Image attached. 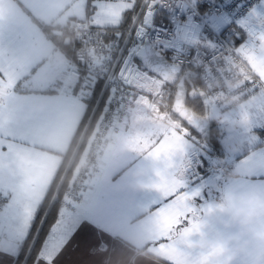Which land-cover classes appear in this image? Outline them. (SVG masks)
<instances>
[{
	"label": "crops",
	"instance_id": "crops-1",
	"mask_svg": "<svg viewBox=\"0 0 264 264\" xmlns=\"http://www.w3.org/2000/svg\"><path fill=\"white\" fill-rule=\"evenodd\" d=\"M121 6L130 11L134 0ZM84 8L85 0H0V192L8 198L0 264H15L87 111L67 78L68 51L44 30L85 19ZM262 14L264 2L247 16L254 35L241 47L264 82ZM145 122L132 117L80 211L61 210L34 264H250L264 250V93L223 112L231 150L215 169L203 156L209 148ZM227 191L256 200L251 224L226 226Z\"/></svg>",
	"mask_w": 264,
	"mask_h": 264
},
{
	"label": "built area",
	"instance_id": "built-area-1",
	"mask_svg": "<svg viewBox=\"0 0 264 264\" xmlns=\"http://www.w3.org/2000/svg\"><path fill=\"white\" fill-rule=\"evenodd\" d=\"M264 0H145L144 26L138 29L139 41L132 50L128 42L136 23L125 36L116 37L86 19L73 20L72 33L78 47L68 79L100 95L94 128L76 164L66 189L52 202L78 213L84 192L103 165L116 139L130 125L137 108L135 86L143 82H165L150 76L137 61L136 54L145 41L159 57L199 74L201 90L207 92L212 106L222 112L239 109L251 98L264 93V82L242 50V39L254 35L246 20ZM152 3L151 7H148ZM83 138L71 159H75ZM8 202L0 192V224ZM4 236L0 235V242Z\"/></svg>",
	"mask_w": 264,
	"mask_h": 264
},
{
	"label": "trees",
	"instance_id": "trees-1",
	"mask_svg": "<svg viewBox=\"0 0 264 264\" xmlns=\"http://www.w3.org/2000/svg\"><path fill=\"white\" fill-rule=\"evenodd\" d=\"M101 1L104 0H85L84 16L87 21L91 20L97 14L98 4ZM144 2L145 0H134V7L130 11H124L121 17L122 19L118 25L105 27L107 31L112 33L113 37H116L117 35L123 38L125 36V31L130 30L132 26L136 23V27L133 29L128 42V50H132V48H134L136 44H138V39L140 36L138 33V29L144 26V17L146 10L144 9L141 12ZM151 6L152 3L148 5V7ZM72 21L73 20L71 19L69 23L63 27H44L48 38L59 47L64 48L68 51V56L70 58L71 63L74 62L75 53L78 47V43L76 42L74 34L72 33ZM243 40H245V37H243L242 41ZM143 70L145 69L143 68ZM196 87L201 88L200 82L196 84ZM134 89L136 92V96L138 97V94H140L138 90L141 88L135 86ZM73 90L78 91L79 94L81 93V90H83V93L81 94L83 100L87 105V111L80 125L79 131L77 132V135L73 140L71 149L64 158L60 171L56 179L52 183L45 201L41 205H39L35 215L33 216L32 221L29 224L27 234L19 247L15 264H34L36 262L40 249L48 233L50 232L52 227L57 223L60 216V212L62 210L58 202H52L53 198L58 190V199L62 196L70 179L72 178L74 168L82 155L85 143L94 128L98 114V111L94 113V110L100 95L99 88H94L91 91H87L82 89L79 83H76V85L73 87ZM142 94H145V92H143ZM151 96L152 95H150L148 99L154 100L155 108L158 109V112L162 116L177 123L178 128L183 132L185 131V133L190 138L195 139L196 141L200 142L201 145H204L209 148V155L218 158L219 161L223 159L225 153L221 144L223 136L221 134L219 121L213 120L211 141L210 143H208L205 136L196 135L184 123H182L171 113V107L175 96V86L165 83V91L163 92V94H160L159 97H155V99ZM187 105L196 113L201 115L204 114V108L200 102H188ZM82 138V145L75 159L72 162L71 159ZM228 174H230V172H226V175Z\"/></svg>",
	"mask_w": 264,
	"mask_h": 264
},
{
	"label": "water",
	"instance_id": "water-1",
	"mask_svg": "<svg viewBox=\"0 0 264 264\" xmlns=\"http://www.w3.org/2000/svg\"><path fill=\"white\" fill-rule=\"evenodd\" d=\"M136 59L151 75L175 86L171 113L196 135L205 136L210 143L213 124L210 109L213 106L207 92L198 89L193 83V80L199 79V74L193 70L184 69L165 57L157 56L148 41L140 47ZM188 102H200L204 108V114L196 113L187 105Z\"/></svg>",
	"mask_w": 264,
	"mask_h": 264
},
{
	"label": "rangeland",
	"instance_id": "rangeland-1",
	"mask_svg": "<svg viewBox=\"0 0 264 264\" xmlns=\"http://www.w3.org/2000/svg\"><path fill=\"white\" fill-rule=\"evenodd\" d=\"M128 7L131 4V0H104L101 1L98 4V11L97 14L91 19L89 20L90 23H93L94 25H104L105 27L107 26H112V25H118L119 22L121 21V17H122V12L119 10L123 5ZM134 6H131L130 8H133ZM262 16L264 17V14H262ZM246 20H248V18H246ZM71 67V65H70ZM70 69V68H69ZM145 71L152 77H155L154 75H151L146 69ZM157 83H149V82H143L142 85L139 87L141 89H139V93L138 97H137V108L135 110V112L133 113L132 117L134 115H138L139 117H141V121L145 122V123H149V129H154V127H156L155 129H159L162 133L167 131V129H173V130H177L178 128V124L175 123L174 121L165 118L164 116H162L159 112L158 109L155 108L154 105V100H149L148 98L150 97V95H152L151 97H159L160 94H163V92L165 91V83L163 84L162 88H158ZM143 92H145V94H142ZM147 93V94H146ZM132 117L130 119V122L132 120ZM210 118L211 120L214 121H220L223 118V112L216 109L215 107H212L210 109ZM226 119V118H225ZM228 122V120H226V123ZM144 124V123H143ZM223 130L226 128H228L226 125H220ZM181 131V130H178ZM182 132V131H181ZM229 131H225L226 133V137L223 138L222 140V147L224 151H228L231 150V146L228 144L227 140H229L231 134L228 133ZM183 133V132H182ZM185 133V131H184ZM246 136L248 137V133L246 134ZM231 143V142H230ZM234 141V145H235ZM230 147V148H229ZM228 149V150H227ZM110 153V152H109ZM231 153H229L230 155ZM203 156L205 159H208V161L210 162L211 165H213V169L217 168L218 165L222 164V160H218V158L214 157V156H209L207 153H203ZM230 157L232 158V155H230ZM226 163V162H224ZM218 174H221L218 172ZM221 177V176H218ZM213 177H211L210 179V183L213 181ZM89 186V185H88ZM88 188V187H87Z\"/></svg>",
	"mask_w": 264,
	"mask_h": 264
},
{
	"label": "clouds",
	"instance_id": "clouds-1",
	"mask_svg": "<svg viewBox=\"0 0 264 264\" xmlns=\"http://www.w3.org/2000/svg\"><path fill=\"white\" fill-rule=\"evenodd\" d=\"M256 200L247 194H238L234 191H227L223 194L220 209L223 214L228 217L226 226L230 227L233 223H239L247 226L256 218L257 209L255 207ZM225 250L228 249V241H222ZM237 252L239 250H236ZM250 264H264V250L254 255Z\"/></svg>",
	"mask_w": 264,
	"mask_h": 264
},
{
	"label": "flooded vegetation",
	"instance_id": "flooded-vegetation-1",
	"mask_svg": "<svg viewBox=\"0 0 264 264\" xmlns=\"http://www.w3.org/2000/svg\"><path fill=\"white\" fill-rule=\"evenodd\" d=\"M193 83L196 85L197 83H199V79L193 80Z\"/></svg>",
	"mask_w": 264,
	"mask_h": 264
}]
</instances>
